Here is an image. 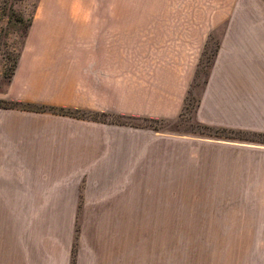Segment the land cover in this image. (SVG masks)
Instances as JSON below:
<instances>
[{
  "label": "crops",
  "instance_id": "obj_1",
  "mask_svg": "<svg viewBox=\"0 0 264 264\" xmlns=\"http://www.w3.org/2000/svg\"><path fill=\"white\" fill-rule=\"evenodd\" d=\"M196 1L200 9L185 16L202 25L153 37L154 76L136 82L128 60L115 59L92 35L26 41L0 90V264H128L131 179L167 176L161 170L172 169V157H155L145 128L60 109L176 121L211 44L195 119L247 136L205 132V193L247 195L239 199L248 205L219 216L233 214L235 226L250 227V240L264 241V0ZM163 66L176 67L172 80H162Z\"/></svg>",
  "mask_w": 264,
  "mask_h": 264
},
{
  "label": "rangeland",
  "instance_id": "obj_2",
  "mask_svg": "<svg viewBox=\"0 0 264 264\" xmlns=\"http://www.w3.org/2000/svg\"><path fill=\"white\" fill-rule=\"evenodd\" d=\"M200 6L201 1L196 0H0V90L6 88L26 41L72 42L79 34L96 37L115 59H123L124 63L128 60L131 82L151 78L155 67L148 65V59L154 55L153 37L166 36L163 31L168 32L170 27L202 25L200 17L185 16L187 9L196 13ZM65 10L98 12L93 14L96 17L55 16ZM47 21H54L56 27L52 29L51 22L42 30ZM34 29L37 31L33 33ZM214 50L211 44L203 64L195 68L194 81L176 121L63 107L67 114L81 120L114 121L145 128L146 137L155 139V157H172V169L167 164L161 170L167 176L131 179L136 201L131 204L128 264H264V241L250 240V227L235 226L233 214L219 216L232 213L240 203L248 205L239 199L247 195L205 193L208 130L195 119L194 111ZM101 52L105 54L106 50L100 49L99 56ZM161 68L162 80L166 81L167 76L172 80L176 67ZM220 134L247 136L226 131ZM137 138L145 137L139 134ZM74 248L73 254L77 246Z\"/></svg>",
  "mask_w": 264,
  "mask_h": 264
},
{
  "label": "trees",
  "instance_id": "obj_3",
  "mask_svg": "<svg viewBox=\"0 0 264 264\" xmlns=\"http://www.w3.org/2000/svg\"><path fill=\"white\" fill-rule=\"evenodd\" d=\"M0 103H2V101ZM197 104H198V102H197ZM60 110L61 111H65L63 108H61ZM200 124L202 125L203 128H205V130H208V131H212L213 130V132H215L216 134H220V132H224L225 131V129H219V128L212 129L211 127L206 126L204 123H200Z\"/></svg>",
  "mask_w": 264,
  "mask_h": 264
}]
</instances>
